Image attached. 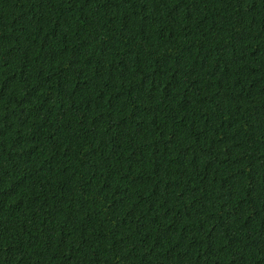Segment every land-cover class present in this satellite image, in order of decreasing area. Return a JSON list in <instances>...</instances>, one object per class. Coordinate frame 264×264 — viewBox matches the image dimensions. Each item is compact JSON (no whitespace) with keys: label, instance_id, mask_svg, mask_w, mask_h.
<instances>
[{"label":"trees","instance_id":"16d2710c","mask_svg":"<svg viewBox=\"0 0 264 264\" xmlns=\"http://www.w3.org/2000/svg\"><path fill=\"white\" fill-rule=\"evenodd\" d=\"M0 264H264V0H0Z\"/></svg>","mask_w":264,"mask_h":264}]
</instances>
